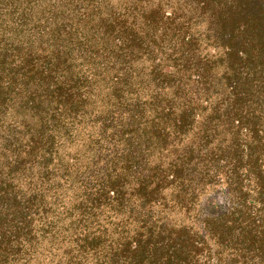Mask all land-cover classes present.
Returning a JSON list of instances; mask_svg holds the SVG:
<instances>
[{
  "label": "trees",
  "instance_id": "obj_1",
  "mask_svg": "<svg viewBox=\"0 0 264 264\" xmlns=\"http://www.w3.org/2000/svg\"><path fill=\"white\" fill-rule=\"evenodd\" d=\"M0 264H264V0H0Z\"/></svg>",
  "mask_w": 264,
  "mask_h": 264
},
{
  "label": "rangeland",
  "instance_id": "obj_2",
  "mask_svg": "<svg viewBox=\"0 0 264 264\" xmlns=\"http://www.w3.org/2000/svg\"><path fill=\"white\" fill-rule=\"evenodd\" d=\"M208 210L211 212V213H217L219 210H220V207H216L215 208V203L212 202L210 205H208Z\"/></svg>",
  "mask_w": 264,
  "mask_h": 264
}]
</instances>
